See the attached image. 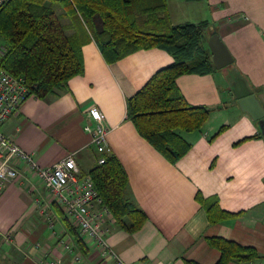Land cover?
Listing matches in <instances>:
<instances>
[{
    "label": "crops",
    "instance_id": "0c3cea01",
    "mask_svg": "<svg viewBox=\"0 0 264 264\" xmlns=\"http://www.w3.org/2000/svg\"><path fill=\"white\" fill-rule=\"evenodd\" d=\"M167 7L173 25L207 22L203 41L208 50L215 32L233 59L210 74L177 79L187 104L210 113L200 131L181 133L191 147L176 163L168 162L126 117V99L173 61L159 48L137 50L108 64L90 38L81 48L83 74L45 98L30 95L1 130L33 153L39 166L73 154L84 175L100 156L83 130L88 108L97 107L107 129L106 155L115 156L126 174L125 198L146 216L134 232L108 219L107 242L121 262L216 264L220 251L207 238L219 237L258 253L249 262L228 264H264V116L253 120L232 94L242 82L251 91L264 87V0H167ZM254 94L264 111V90ZM15 167L19 175L0 190V264H37L40 257L61 264H119L101 258L90 243L83 255L50 195L24 165ZM197 193L204 202L216 199L231 215L209 223ZM43 211L53 220L52 228ZM61 242L81 254V261H74Z\"/></svg>",
    "mask_w": 264,
    "mask_h": 264
},
{
    "label": "trees",
    "instance_id": "16d2710c",
    "mask_svg": "<svg viewBox=\"0 0 264 264\" xmlns=\"http://www.w3.org/2000/svg\"><path fill=\"white\" fill-rule=\"evenodd\" d=\"M207 26V22L173 25L167 0H8L0 8V42L5 45L0 69L22 77L29 95L45 98L83 74L81 48L90 38L108 64L141 49L165 50L172 63L126 99V117L139 135L174 164L191 147L181 133L200 131L210 113L206 107L188 105L177 86L181 75L215 70L203 41ZM104 158L87 175L111 217L124 230L134 232L146 216L125 198L126 174L118 159L106 154ZM196 199L204 202L198 193ZM54 205L73 242L86 254L79 230ZM203 206L211 224L231 215L214 198ZM207 242L220 251L216 264L246 263L258 257L251 246L219 237ZM185 264L197 263L186 260Z\"/></svg>",
    "mask_w": 264,
    "mask_h": 264
},
{
    "label": "built area",
    "instance_id": "2783aa9c",
    "mask_svg": "<svg viewBox=\"0 0 264 264\" xmlns=\"http://www.w3.org/2000/svg\"><path fill=\"white\" fill-rule=\"evenodd\" d=\"M7 1L0 0V8ZM4 52L5 45L0 42V56ZM29 96L22 77L0 69V190L4 184L14 181L19 175L15 166L24 165L59 205L66 218L76 226L85 243L94 245L101 258L117 260L119 264H135L121 262L109 246L107 234L110 231L111 214L98 196L90 176L81 174L73 154H68L51 166L41 167L36 163L33 153L21 149L1 130L3 123ZM86 119L83 130L90 134L91 142L100 155L97 164H102L104 155L108 152L104 115L97 107L90 106ZM42 214L46 217L48 227L52 228V219L44 211ZM61 246L66 253H74V261H81V254H76L68 243L61 242ZM37 264H61V260L42 257L37 260Z\"/></svg>",
    "mask_w": 264,
    "mask_h": 264
},
{
    "label": "water",
    "instance_id": "95a60500",
    "mask_svg": "<svg viewBox=\"0 0 264 264\" xmlns=\"http://www.w3.org/2000/svg\"><path fill=\"white\" fill-rule=\"evenodd\" d=\"M208 47L210 50L209 60L213 64L215 69H223L232 63L233 59L229 51L215 32H213L208 40ZM239 84L237 86V89L232 91V94L233 98L237 100V104L240 110L248 113L253 120L261 119L264 116V111L260 107L254 93L259 92L262 89L264 90V87L256 88L254 92L246 88L243 82L240 85ZM260 128L261 134L264 138V124L261 125L260 123Z\"/></svg>",
    "mask_w": 264,
    "mask_h": 264
},
{
    "label": "rangeland",
    "instance_id": "374dc122",
    "mask_svg": "<svg viewBox=\"0 0 264 264\" xmlns=\"http://www.w3.org/2000/svg\"><path fill=\"white\" fill-rule=\"evenodd\" d=\"M49 3V1H47L45 4H48ZM68 219V218H67ZM69 220V219H68ZM52 222H53V220H52ZM72 224V223H71ZM49 225V224H48ZM73 225V224H72ZM41 256V255H40ZM40 258H42V257H40Z\"/></svg>",
    "mask_w": 264,
    "mask_h": 264
}]
</instances>
